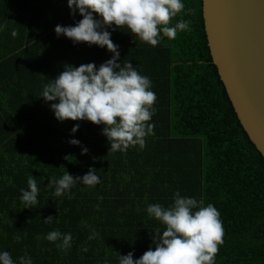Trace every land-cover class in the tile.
<instances>
[{"label": "trees", "instance_id": "trees-1", "mask_svg": "<svg viewBox=\"0 0 264 264\" xmlns=\"http://www.w3.org/2000/svg\"><path fill=\"white\" fill-rule=\"evenodd\" d=\"M183 2L185 10L172 24L183 18L190 21V30L178 32L174 40L165 37L156 47L142 42L126 27L107 29L119 45L117 62L129 61L141 75L149 77L156 95L155 112L148 122L155 125L154 135L147 137L146 148L150 152L159 144L156 148L163 152L151 157L146 150L133 151L127 158L130 164L152 167L132 173L142 183L129 187L138 203L149 197L167 207L173 202V193L179 191L181 196L202 199L205 206L213 204L224 230L215 264H264V159L240 126L212 64L201 0ZM59 3L67 10H60ZM22 12L24 29L37 12L43 13L51 27L64 19L70 18L71 23L82 19L79 14L70 15L67 0H0V25L6 26L10 16ZM56 17L60 19L57 24L52 22ZM75 63L69 65L94 63L98 67L102 62L86 59ZM57 76L40 78L37 91L19 100V92L3 97L0 92V251L10 252L16 264L23 256L31 257L32 264H103L108 253L99 249V237L107 235L108 231L100 229H106L103 224L108 222L94 221L93 209H100V204L94 206L93 190L77 184L70 194L56 197L49 181L61 178L66 171L78 176L77 166L82 170L127 162L122 152H109L107 141L103 142L105 151L101 141L94 140V131L102 133V125L54 118L51 102L45 103L40 96L43 87ZM77 123L80 127L73 134L71 129ZM71 139L79 140L80 145H71ZM82 147H87V154H81ZM30 175L40 191L38 203L25 209L20 190L27 189ZM145 176L150 179H143ZM130 190L111 193V198L130 194ZM96 191L97 197L108 201L109 192ZM136 206L126 223L133 230L137 228L131 234L145 247L152 243L155 230L162 233L164 225ZM47 216L54 217L52 223L42 221ZM53 230L71 233V247L63 250L57 246L61 241H47L46 235ZM95 233L98 235L89 240ZM85 247L86 252L82 251Z\"/></svg>", "mask_w": 264, "mask_h": 264}, {"label": "clouds", "instance_id": "clouds-1", "mask_svg": "<svg viewBox=\"0 0 264 264\" xmlns=\"http://www.w3.org/2000/svg\"><path fill=\"white\" fill-rule=\"evenodd\" d=\"M70 15L79 14L82 19L74 25H56L57 37L63 35L73 44L85 42L110 52L111 58L98 67L94 63L80 66L66 65L55 79L43 87L40 97L49 104L54 118L63 122L89 121L102 125V134L110 145L109 151L124 152L130 147L146 146V137L154 135V124L148 123L154 115L156 95L151 90L149 77L141 75L129 61L117 62L120 58L119 45L111 40V31L126 27L131 34L152 47L163 38L174 40L178 32L190 30V21L172 20L185 10L183 0H67ZM0 25V31L4 30ZM16 36L17 33H11ZM80 125L75 124L71 133ZM71 145H80L77 139ZM88 153L82 147L81 154ZM100 182L96 170L89 168L83 176H73L67 171L61 178L52 177L54 195L70 194L74 185L94 187ZM39 187L34 176H29L27 189H21L20 199L25 209L38 203ZM173 202L165 207L159 203L149 204L147 214L164 225V230H155L151 238L154 244L139 258L133 253L120 255L118 264H215L219 245L223 243V225L217 208L195 197L173 193ZM54 217L42 221L52 223ZM98 233L89 236L94 239ZM19 240V237H17ZM49 242L61 241L57 246L63 250L71 247V233L59 230L49 232ZM85 247L82 251L86 252ZM0 264H16L10 252L0 251ZM19 264H32L31 257L19 258Z\"/></svg>", "mask_w": 264, "mask_h": 264}, {"label": "crops", "instance_id": "crops-1", "mask_svg": "<svg viewBox=\"0 0 264 264\" xmlns=\"http://www.w3.org/2000/svg\"><path fill=\"white\" fill-rule=\"evenodd\" d=\"M48 1L52 2V0ZM59 5L60 10H67L60 3ZM23 16V12L21 15L15 13L10 16L4 27V32L0 34L1 97L8 93L19 92L17 98V100H19V97L37 91L36 87L39 86L41 82L40 78L59 75L64 71L65 66L69 65L72 61L81 63L83 60L93 59L103 63L111 58L109 57V52L105 48L96 45L89 46L85 42L73 44L70 39L63 35L57 37L54 32L56 25L51 27V23L45 21L47 18L41 12H37L31 20L30 23L34 25L29 23V26H26L25 29L22 27ZM57 17L52 21L55 24H57V20H60ZM69 19H64V23L61 22L62 24L59 25H74L75 23H71ZM13 31L17 33L16 36L11 34ZM32 35H37V37H33ZM113 43L115 42L113 41ZM4 52L8 53L3 55ZM0 102L2 103L3 99L0 98ZM93 135L95 141H101L102 147L106 151L107 147L103 142L107 141V138L102 133H95V131ZM147 139L146 137V140ZM158 145L159 144H156L154 148L150 149V152L146 148L147 144L143 149L139 147L136 148V146L130 147L127 151L122 152V157H125L127 162V164L125 163L123 166L111 163L106 165L87 166L82 170H80L78 166L75 167L76 172L79 174L78 176H83L87 173L89 168H93L100 177V182L94 187H88L82 184L79 185L91 188V190H93L92 198L96 202L94 206L97 207V205L100 204V209H93L94 221L102 220L103 222H108L107 225L103 224V226H106V229H100L101 232L108 231L107 235L105 236L102 233L99 237V249L108 253L107 261L106 259L103 260V264H118L119 256L126 255L129 252H132L133 258L137 259L140 257L141 252H145L142 248L146 249V247H151L154 250L153 243H149L145 247L141 244V248L137 244L135 237L131 234L133 230L132 227L130 228L126 223L129 222L130 217L137 211L136 205H140V212H146L147 204L159 203L158 199L149 197H142L138 203V198L132 196V184L137 185L142 183L139 181V178L132 175V173L134 174V172L140 170H150L152 165H143V163H141L140 166H138L130 164L127 158L131 157L133 151L138 149L143 151L146 150L151 157H153V155L157 156L163 152V150L156 148ZM117 153H120V151H117ZM143 179L148 180L150 176H145ZM130 185L131 187H129ZM96 189H104L106 193L109 192V196L106 198L108 201H105V199L101 197H97L96 195L99 196V194H97ZM122 190H130V194L128 193L116 199L111 198V193L115 195V193ZM105 203H108L107 207ZM132 204H135V207H132ZM94 248H96V246H94Z\"/></svg>", "mask_w": 264, "mask_h": 264}, {"label": "water", "instance_id": "water-1", "mask_svg": "<svg viewBox=\"0 0 264 264\" xmlns=\"http://www.w3.org/2000/svg\"><path fill=\"white\" fill-rule=\"evenodd\" d=\"M201 12L212 64L264 159V0H201Z\"/></svg>", "mask_w": 264, "mask_h": 264}]
</instances>
